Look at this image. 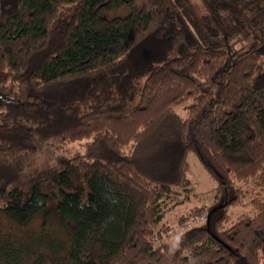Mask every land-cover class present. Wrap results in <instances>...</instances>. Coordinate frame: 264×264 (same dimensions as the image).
Returning <instances> with one entry per match:
<instances>
[{
  "label": "trees",
  "instance_id": "obj_1",
  "mask_svg": "<svg viewBox=\"0 0 264 264\" xmlns=\"http://www.w3.org/2000/svg\"><path fill=\"white\" fill-rule=\"evenodd\" d=\"M201 3L0 0V264H264V0Z\"/></svg>",
  "mask_w": 264,
  "mask_h": 264
},
{
  "label": "rangeland",
  "instance_id": "obj_2",
  "mask_svg": "<svg viewBox=\"0 0 264 264\" xmlns=\"http://www.w3.org/2000/svg\"><path fill=\"white\" fill-rule=\"evenodd\" d=\"M179 3L181 7L186 10V12L183 13L190 21L193 12L197 14L204 12V7L201 3V0H179ZM124 10L125 8H122L117 12L111 13H119L120 11ZM176 110L181 113L183 112L182 108L179 107H177ZM84 145V141H78L71 144L69 146V151L60 155L61 160L67 162L68 160H70L72 154L77 150H79L80 152L84 151ZM188 161L190 165V171L187 177L190 181V185H192V189L190 191L184 190L179 194V197H182L183 193H189L191 197L190 201L186 200L185 203H179L175 205L173 209L168 211L165 216L167 224L171 225L170 233H172V235L177 233V230L179 229V223L176 222H180L181 224L182 222H185V220L179 221L181 211L194 205L204 206V211H208V206L212 202L214 195L215 181L209 176V174L206 172V170L198 160L197 156L193 152H189ZM248 210L249 208L247 205L229 206L228 208V211L231 212L233 216H236L237 214L241 212H246ZM202 223H205V221H203Z\"/></svg>",
  "mask_w": 264,
  "mask_h": 264
}]
</instances>
